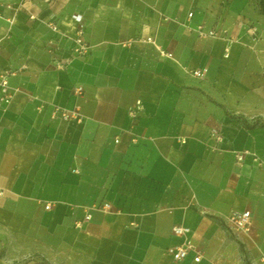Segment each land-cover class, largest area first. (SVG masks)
I'll use <instances>...</instances> for the list:
<instances>
[{"label":"crops","instance_id":"1","mask_svg":"<svg viewBox=\"0 0 264 264\" xmlns=\"http://www.w3.org/2000/svg\"><path fill=\"white\" fill-rule=\"evenodd\" d=\"M77 13L90 49L71 59ZM3 70L0 264H264L258 0H0ZM232 210L250 211L249 232L230 229ZM175 225L199 262L166 253L184 240Z\"/></svg>","mask_w":264,"mask_h":264},{"label":"built area","instance_id":"2","mask_svg":"<svg viewBox=\"0 0 264 264\" xmlns=\"http://www.w3.org/2000/svg\"><path fill=\"white\" fill-rule=\"evenodd\" d=\"M46 2L48 0H45ZM7 8H11L10 4L5 5ZM18 10V8H15V12ZM189 16H192V12L189 13ZM29 18L33 19L34 16L32 14L29 15ZM76 27H75V38H74V46L71 51V59L82 57L86 55L90 49V45L87 44V42L84 39V31H85V25L82 22V16L81 14L77 13L74 16ZM9 22H12V19H8ZM47 26H49L52 30L56 31L58 30V26L56 23L51 22L49 20L43 21ZM198 37L205 38V37H217L222 36L226 37L227 30H206L203 26L198 25L195 28H193ZM229 45L234 43V38H227ZM147 42L154 43V40L152 38H147ZM161 55L166 57H172V54L170 52H166L162 50L161 48H158ZM226 52H228V48L226 49ZM190 73L196 77L203 78L204 73L201 69H194L191 70ZM15 72L11 70H3L0 72V102L4 105H8L10 101L12 100L14 89L10 87L9 85V77L14 75ZM72 91L74 94H80L82 92L81 86H74L72 88ZM78 110L79 107L75 106L73 109L66 110L62 109L59 117H61L64 120H68L71 118H76L78 116ZM57 113L56 110L53 112V117H56ZM212 136L216 139V141L221 140L220 134L215 130H211ZM246 155V151L236 152L237 162L241 163ZM253 160L257 162L258 164L262 165L264 168V159H259L258 157L254 156ZM2 190L0 189V194ZM51 207V204H46L45 208L49 209ZM97 209H100L102 211H110L112 210V206L108 202H104L101 206H97ZM91 217V214L87 212L85 214L84 219L89 220ZM227 223L231 230L234 232H242L247 233L250 230L251 227V213L249 210H243V211H237L232 210L227 215ZM172 232L175 235L183 236L184 240L180 245L171 246L166 249V253L176 262L182 261L187 256L192 253L193 254V261L199 262L201 260V253L199 252L198 248L195 244H193L189 238V234L191 232L190 228L181 226V225H175L172 227ZM261 261L264 262V257L261 258Z\"/></svg>","mask_w":264,"mask_h":264},{"label":"trees","instance_id":"3","mask_svg":"<svg viewBox=\"0 0 264 264\" xmlns=\"http://www.w3.org/2000/svg\"><path fill=\"white\" fill-rule=\"evenodd\" d=\"M258 2H259V6H260L261 10L264 12V0H258ZM262 124L264 125V122H262ZM45 264H47V263H45Z\"/></svg>","mask_w":264,"mask_h":264}]
</instances>
